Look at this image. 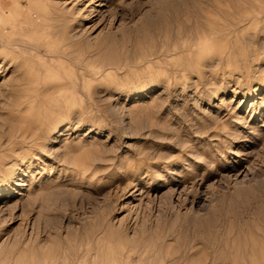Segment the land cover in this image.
<instances>
[{
	"label": "rangeland",
	"instance_id": "rangeland-1",
	"mask_svg": "<svg viewBox=\"0 0 264 264\" xmlns=\"http://www.w3.org/2000/svg\"><path fill=\"white\" fill-rule=\"evenodd\" d=\"M0 5V264H264V0Z\"/></svg>",
	"mask_w": 264,
	"mask_h": 264
},
{
	"label": "bare ground",
	"instance_id": "bare-ground-1",
	"mask_svg": "<svg viewBox=\"0 0 264 264\" xmlns=\"http://www.w3.org/2000/svg\"><path fill=\"white\" fill-rule=\"evenodd\" d=\"M105 4V3H104ZM93 14V13H92ZM64 55L60 52V51H55V52H52V53H50V55H49V57H48V61H45V62H43V65H46L47 66V69H50L52 66H51V61H53L54 59H56V60H58V59H60V58H62ZM24 77V76H23ZM27 89V88H26ZM45 99V98H44ZM261 113V112H260ZM260 127V126H259ZM261 127L263 128V130H264V124H262L261 125ZM261 127H260V129H261ZM259 135H261V134H259ZM263 135V134H262ZM261 135V136H262ZM241 138V137H240ZM243 139V138H242ZM241 139V140H242ZM246 140V138L245 139H243L242 140V142L243 141H245ZM11 142V141H10ZM259 143H261V141H259ZM262 144V143H261ZM6 148V147H5ZM5 150V149H4ZM0 151H3V150H0ZM235 154H237V153H235ZM12 155V154H11ZM245 155V154H244ZM236 156H240V154L238 153ZM232 163V162H231ZM227 165H229V164H227ZM229 169V168H228ZM203 180V179H202ZM20 184V183H19ZM9 194H10V191L9 190H7L6 188H4V189H2V190H0V203L2 202V200H4V199H6V198H10V196H9ZM24 195V194H23ZM256 245H257V247L259 248V250L261 251V253H263L264 252V234H262V236L259 238L258 237V239H257V241H256ZM85 251V250H84ZM83 251V252H84ZM76 253H78V251L76 252ZM256 253V252H255ZM83 254V253H82ZM78 255H79V253H78ZM129 253L127 254V258H129ZM252 256V255H251ZM79 257H82V255H79L78 256V258ZM78 260V259H77ZM249 264V263H248Z\"/></svg>",
	"mask_w": 264,
	"mask_h": 264
},
{
	"label": "crops",
	"instance_id": "crops-1",
	"mask_svg": "<svg viewBox=\"0 0 264 264\" xmlns=\"http://www.w3.org/2000/svg\"><path fill=\"white\" fill-rule=\"evenodd\" d=\"M1 2L3 3V4H5L6 3V0H1ZM1 6V5H0ZM2 7V6H1ZM3 8V7H2ZM5 10H7L6 8H4ZM4 20H6V17H5V19ZM6 22V21H5Z\"/></svg>",
	"mask_w": 264,
	"mask_h": 264
}]
</instances>
